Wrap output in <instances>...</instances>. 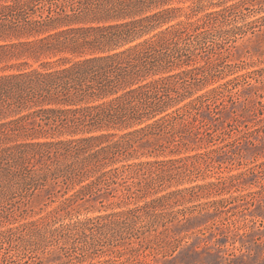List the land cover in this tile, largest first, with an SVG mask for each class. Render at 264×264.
Masks as SVG:
<instances>
[{"label":"trees","instance_id":"trees-1","mask_svg":"<svg viewBox=\"0 0 264 264\" xmlns=\"http://www.w3.org/2000/svg\"><path fill=\"white\" fill-rule=\"evenodd\" d=\"M184 1L0 0V196L47 206L45 197L54 201L63 189L48 218L80 216L86 207L99 213L62 227L45 219L25 225L42 235L39 245L63 240L67 248L70 239L91 233L127 231L134 238L138 224L156 231L163 223L188 222L189 208L179 207L263 175L264 162L158 196L194 182L188 178L202 162L221 168L233 143L264 141V68L199 94L218 78L217 64L205 61L209 52L221 60L210 39L261 32L264 17L246 22L245 11L264 0L177 7ZM245 93L239 115L231 106ZM163 155L181 157L134 162ZM130 204L135 207L125 212L101 214ZM127 244L141 246L134 239Z\"/></svg>","mask_w":264,"mask_h":264},{"label":"rangeland","instance_id":"rangeland-1","mask_svg":"<svg viewBox=\"0 0 264 264\" xmlns=\"http://www.w3.org/2000/svg\"><path fill=\"white\" fill-rule=\"evenodd\" d=\"M197 1L185 0L178 3L177 7L188 10ZM237 1L227 5L235 4ZM215 9L220 10L221 8H207L206 12ZM206 12L199 14L193 21L203 17ZM245 14L246 22L262 18L264 17V5L251 7L250 10L245 11ZM185 20L186 18L182 17L179 21ZM210 40L216 52L221 53V60L218 63L216 56L214 57L209 52L205 56V61L217 64L215 70L218 78L217 82L209 85L199 94L230 79L264 68V26L261 32L250 33L243 38L236 39L231 35H218ZM262 82L260 84L261 93H264V81ZM248 97L249 94L245 93L240 99L236 98L231 106L233 111L243 115V108L247 105L245 99ZM223 118L225 121L228 120L226 116ZM243 129L248 130L246 127ZM253 140L255 144H252L249 139H243L239 143H233L231 148H227V153L220 158L221 168L211 166L207 169L202 162L198 164L200 168L194 170L188 178L193 179L194 182L178 184L158 196L176 189L207 185L217 181V178L226 180L264 162V147L257 148L262 146L264 141L259 136ZM232 142L233 139L230 138L226 141L227 144ZM171 157L181 156L163 155L155 158H141L134 162L166 160ZM247 182L245 185L238 184L228 187L220 195L204 193V198L179 207L189 208L190 213H187V217L190 221L188 222L183 219L165 223V225L163 223L164 226L160 225L156 231L148 228L147 225L138 224L135 232L138 236L134 238L127 231L124 233H91L84 237L70 239L67 248H61L65 247L63 240H48L47 238V246L42 242L39 245L42 235H37L23 227L40 222L42 219L51 222L50 225L54 227H62L76 221L93 218L99 214L96 210L86 207L80 216L63 214L58 219L48 218L59 207L62 196L65 194L63 189L56 191L54 201H48V196L45 197V201L48 202L47 206L39 201L27 206L28 199L23 196H0V264H78V258L81 256L89 257L83 264H103L104 259L110 261L106 264H264V173L260 174L258 180L250 177ZM216 200L227 201L226 208L223 207L224 205H219L217 209H214L207 205L208 202ZM132 207L135 205L101 209V214L125 212ZM207 212L209 214H205ZM201 213L204 215L198 217ZM183 221L185 223L177 227ZM132 239L136 243H141V246L139 245L136 249L130 248L127 243ZM118 248L123 251L122 254L117 252ZM118 256H122V260H119Z\"/></svg>","mask_w":264,"mask_h":264}]
</instances>
